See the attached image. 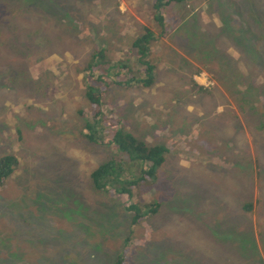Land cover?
Returning <instances> with one entry per match:
<instances>
[{
  "label": "rangeland",
  "instance_id": "1",
  "mask_svg": "<svg viewBox=\"0 0 264 264\" xmlns=\"http://www.w3.org/2000/svg\"><path fill=\"white\" fill-rule=\"evenodd\" d=\"M155 1L0 0V156L19 161L0 264H264V0L171 4L164 34ZM145 28L153 86L109 85L102 104L108 131L168 150L128 199L93 188L115 147L83 137L82 70L98 49L134 64ZM147 202L157 213L132 226L126 204Z\"/></svg>",
  "mask_w": 264,
  "mask_h": 264
},
{
  "label": "trees",
  "instance_id": "2",
  "mask_svg": "<svg viewBox=\"0 0 264 264\" xmlns=\"http://www.w3.org/2000/svg\"><path fill=\"white\" fill-rule=\"evenodd\" d=\"M183 0H156L154 4V21L165 31L163 11L171 4H180ZM156 36L152 30L145 28L134 38L131 48L135 52V62L120 61L106 63L103 50L98 49L90 58L86 68L82 70L85 98L91 111V118L83 127L84 139L93 145L102 144L104 137H108V144L115 147L114 154L104 163L95 168L90 179L96 191L114 192L133 198L136 188L147 180H153L156 171L164 162L168 150L164 146H149L144 141L136 139L131 133L114 125L115 130H109L106 117L103 116L102 104L105 88L115 84L123 88L143 87L150 88L154 84L155 67L149 59L152 43ZM103 60V62H102ZM137 65L140 69H135ZM96 77L99 84L104 77L109 83L103 88L89 84V79ZM119 80H118V79ZM103 143V144H107ZM19 168V161L14 155L0 156V187L4 181L10 179ZM146 212L139 215L135 205H127L125 210L132 214V226H136L142 218L157 213L159 205L147 202L143 204ZM244 211H251V204L243 207ZM128 241V240H127ZM117 260L116 264H121Z\"/></svg>",
  "mask_w": 264,
  "mask_h": 264
}]
</instances>
